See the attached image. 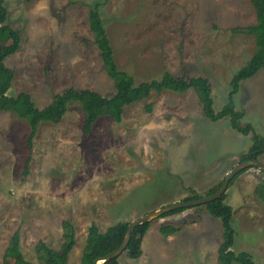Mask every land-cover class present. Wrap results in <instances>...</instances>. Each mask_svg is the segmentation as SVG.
Returning <instances> with one entry per match:
<instances>
[{"label": "rangeland", "instance_id": "374dc122", "mask_svg": "<svg viewBox=\"0 0 264 264\" xmlns=\"http://www.w3.org/2000/svg\"><path fill=\"white\" fill-rule=\"evenodd\" d=\"M3 1L7 23L21 37L19 49L5 60L14 73L7 95L27 92L39 108L70 87L105 97L115 92L88 25V6L95 3L119 70L136 85L160 79L165 70L207 78L216 111L228 99L230 78L255 50L252 34L231 29L255 22L256 0ZM233 100L245 112L242 123L264 136V68L241 82ZM83 118L79 105L70 104L60 121L38 125L29 148L27 121L0 111V264L13 261L5 263L1 256L17 229L25 259L44 264L35 245L42 240L58 250L63 220L75 234L68 264H80L92 223L105 233L118 222L183 201L189 189L205 196L251 144V135L236 132L228 118L207 119L193 90L151 91L125 106L119 121L99 117L89 134L83 132ZM259 160L264 163V156ZM263 179L259 169L248 168L227 188L225 199L233 208L232 250L246 251L256 262H264V204L253 188ZM167 223L194 224L177 232L166 243L170 250L161 253L157 247L166 246H153V238ZM150 225L154 230L143 256L130 258L124 251L120 264H219L215 250L194 259L206 246L217 249L221 243L220 221L203 206ZM171 250L168 262L164 254Z\"/></svg>", "mask_w": 264, "mask_h": 264}, {"label": "trees", "instance_id": "16d2710c", "mask_svg": "<svg viewBox=\"0 0 264 264\" xmlns=\"http://www.w3.org/2000/svg\"><path fill=\"white\" fill-rule=\"evenodd\" d=\"M256 1L255 22L244 27L231 29L233 32L252 34L255 38V50L245 64L234 72L230 78L227 102L216 111L213 108L211 85L207 78L201 76L190 78L184 76L176 77L165 70L160 79H153L136 85L132 76L119 70L114 59L113 48L99 13L100 4L98 3L88 6V25L94 35V42L99 50L102 66L107 76L113 81L115 92L110 97H105L88 88L75 89L70 87L63 92L53 94L50 103L42 108L35 105L27 92H19L15 96H8L7 91L11 86L14 73L5 65V60L19 49L21 37L19 31L7 23V9L4 6V1L0 0V111L12 112L17 117L27 121L29 127L27 145L31 148L38 125L42 122L60 121L70 104L75 103L81 108L84 116L82 129L85 134H89L99 117L108 116L114 121H119L125 106L148 97L151 91L161 92L168 90L182 93L187 90H193L198 97L203 115L207 119L215 122L228 118L230 127L236 132L242 135H251V144L246 152L239 156L238 162L259 159V157L264 155V136L256 132L251 123H242L245 112L236 109L233 101V95L239 89L241 82L253 77L261 68H264V0ZM146 110L148 112L151 111V103L146 106ZM247 169L245 168L237 173L229 181L227 188L233 185L238 175ZM26 172L27 165L24 170V173ZM261 172L264 174L263 171ZM222 182L223 178L216 185L210 187L206 191L205 196L215 193ZM189 190L191 195L183 201L202 197L192 189ZM253 192L264 204V179L256 183ZM225 199L226 193H223L219 198L201 205L209 215L217 218L221 224V243L217 248L218 263L264 264V262L254 261L246 251L235 252L232 250L235 238V230L232 226L233 211L232 207L225 203ZM185 209H175L163 214L161 217L179 213ZM150 222H144L133 229L131 238L124 250L130 258H137L141 254V240ZM127 224V221L118 222L108 232L102 233L96 224L92 223L87 229L80 264H95L97 258L117 249L123 241ZM61 227L64 240L58 250L48 247L42 240H38L35 245L37 257L44 264H67L68 254L75 244V234L73 225L69 221L63 220ZM179 229V227L169 223L162 224L159 228L160 233L164 236L172 235ZM8 258L13 260L12 263L7 262ZM3 261L7 262L6 264H32L25 259L21 252L18 229L13 232L8 241L3 253ZM101 264H119L118 257L107 259Z\"/></svg>", "mask_w": 264, "mask_h": 264}, {"label": "water", "instance_id": "95a60500", "mask_svg": "<svg viewBox=\"0 0 264 264\" xmlns=\"http://www.w3.org/2000/svg\"><path fill=\"white\" fill-rule=\"evenodd\" d=\"M250 167L257 168L260 171L264 172V163L262 161H260L259 159H250V160H244V161L238 162L226 173V175L223 178V182H222L220 188L215 193L208 195V196H202L201 198H198V199L179 201V202H174V203H171L168 205H164L163 207L157 208L155 210H152L150 212L143 214L142 216H140L136 220L128 222L126 232H125V236H124L123 241L120 244V246L117 249L107 253L106 255L97 258L95 261V264H101L103 261H105L107 259L119 257L120 254L122 252H124L128 242L131 238L132 231L137 225H140L144 222L152 221L154 219H158L163 214L170 212V211H173L175 209L191 208V207H195L198 205H203L207 202L215 200L216 198H219L223 193L226 192L229 181L237 173H239L240 171H242L245 168H250Z\"/></svg>", "mask_w": 264, "mask_h": 264}, {"label": "crops", "instance_id": "0c3cea01", "mask_svg": "<svg viewBox=\"0 0 264 264\" xmlns=\"http://www.w3.org/2000/svg\"><path fill=\"white\" fill-rule=\"evenodd\" d=\"M238 91V90H237ZM235 94V93H234ZM213 99V98H212ZM234 101V100H233ZM227 102V101H226ZM234 104H235V102H234ZM235 107H236V105H235ZM245 116V115H244ZM264 156V155H263ZM232 186V185H231ZM231 186L229 187V189H231ZM226 193V192H225ZM233 209V208H232ZM192 224H194V223H191V224H183V225H177V227H179L180 229H179V231H177V232H180L182 229H184L186 226H192ZM175 226V225H174ZM153 229V227L151 226V225H149V227H148V229H147V231L145 232V234H144V236L142 237V240H141V245H140V250H141V254L139 255L140 257L141 256H143V254H144V250H146L147 249V247H148V244H149V242H150V238H148L149 237V232H150V229ZM159 228H160V226L158 227V230H157V235L156 236H154V238H153V240L156 242H154L153 243V246H160L159 244H161V242H163V244L166 246V247H164L162 250L159 248V247H157V250L158 251H160L161 253H162V251H166V249L165 248H168L169 250H170V247L167 245L168 243H171L172 241H174L176 238H174V236H175V234L177 233H174V234H172V235H169V236H164V235H162L161 233H160V230H159ZM154 230V229H153ZM152 240V241H153ZM167 243V244H166ZM76 244V243H75ZM171 246V245H170ZM74 248H72V250H71V252L68 254V258H67V264H68V259H69V257H70V255L73 253V250ZM83 250V249H82ZM214 250L216 251V254H215V258H216V260H217V249H215V247H213V246H206V250H204L201 254H199L197 257H195L194 259H197V261H200L201 259H202V257H203V255H204V253H206V252H208V253H211L212 252V254H213V252H214ZM4 253V252H3ZM82 254V253H81ZM172 250H171V252L170 253H165L164 254V257H165V259H167V260H169L168 262H172ZM138 256V257H139ZM158 256H159V260L160 259H162V256L160 255V254H158ZM2 258H3V254H2V256H1ZM81 257V256H80ZM203 260V259H202ZM119 262V261H118ZM190 262H192V258H190ZM218 262V261H217ZM187 263H189V262H187ZM119 264H120V262H119ZM156 264H160V263H156Z\"/></svg>", "mask_w": 264, "mask_h": 264}]
</instances>
